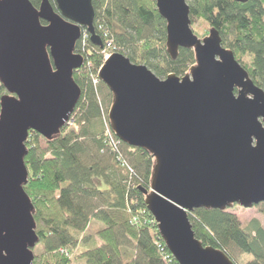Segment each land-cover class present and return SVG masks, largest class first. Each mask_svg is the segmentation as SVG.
I'll return each mask as SVG.
<instances>
[{
    "label": "water",
    "instance_id": "obj_1",
    "mask_svg": "<svg viewBox=\"0 0 264 264\" xmlns=\"http://www.w3.org/2000/svg\"><path fill=\"white\" fill-rule=\"evenodd\" d=\"M38 1L35 8L29 0H0V264H33L38 244L23 190L29 133L49 141L70 121L81 96L73 74L84 63L76 52L82 30L103 48L92 0ZM155 5L170 60L183 49L195 63L183 77L160 79L112 54L97 73L112 95L109 127L153 159L149 189H138L176 263L233 264L195 238L188 215L264 203V92L216 29L202 39L193 33L186 0Z\"/></svg>",
    "mask_w": 264,
    "mask_h": 264
},
{
    "label": "trees",
    "instance_id": "obj_2",
    "mask_svg": "<svg viewBox=\"0 0 264 264\" xmlns=\"http://www.w3.org/2000/svg\"><path fill=\"white\" fill-rule=\"evenodd\" d=\"M29 1L35 8L39 6L38 0ZM186 1L190 18L216 29L222 46L237 61L248 60L242 66L264 92V0L245 4ZM92 5L94 24L109 32L115 51L133 64L145 65L156 77L163 79L170 73L183 77L195 63L190 50L181 49L175 61L166 54L165 22L156 11L155 0H92ZM76 49L84 65L73 74L81 96L71 125L49 141L31 132L25 143L28 177L23 190L33 206L38 237L33 264H72L73 260L79 264H178L167 249L170 261H163L155 245L163 242L138 189H149L153 159L121 142L113 152L102 126L100 86L106 89L108 106L112 95L102 83L94 86L90 78L103 58L83 51L80 42ZM5 94L0 85V98ZM188 219L195 238L203 246L225 253L233 264H264V228L258 221L241 227L227 210L205 209L194 210ZM93 222L102 228L92 239L84 238Z\"/></svg>",
    "mask_w": 264,
    "mask_h": 264
},
{
    "label": "rangeland",
    "instance_id": "obj_3",
    "mask_svg": "<svg viewBox=\"0 0 264 264\" xmlns=\"http://www.w3.org/2000/svg\"><path fill=\"white\" fill-rule=\"evenodd\" d=\"M51 2L53 3L52 0H51ZM187 2H189V1H187ZM190 21H191V29L197 37H198L197 34L201 35L203 33V31H206L205 35H204V36H206L208 29L204 25H201L200 21H198L195 18H190ZM198 38L201 39L200 37H198ZM84 40H85V38L82 37L80 39V43L84 42ZM242 60L238 61L241 64V66L243 63H248V60H246V59L243 61ZM188 69H189V67L185 71V74H188ZM100 94H101V97L104 98L103 101L101 102V105H100L101 106V116L107 117V112H108V109L110 106H108V103H107L108 100H107V98H105L107 96V92L103 86H100ZM98 133H100V126L98 127L97 134ZM39 143H40L41 147H43V148L45 147L44 143L41 140H39ZM227 212L232 213L236 216L237 220L240 222L241 227H245L249 222L255 220V221H258V223L261 225V227L264 228V205H258V206H255L253 208H250V209H244L241 207H236V208H233L232 210H227ZM102 226L103 225L99 224V223H94V222L91 223V225L89 226L87 231L83 234L84 238L90 237V239H92V237H94L95 232L98 229H101ZM79 238L82 239V236H80ZM77 253H80V252L77 251ZM33 256H35L34 251H33ZM72 264H79V263L74 262V260H73Z\"/></svg>",
    "mask_w": 264,
    "mask_h": 264
},
{
    "label": "built area",
    "instance_id": "obj_4",
    "mask_svg": "<svg viewBox=\"0 0 264 264\" xmlns=\"http://www.w3.org/2000/svg\"><path fill=\"white\" fill-rule=\"evenodd\" d=\"M98 29L102 33V38H103L104 43H105V47L100 52V54L103 56L104 60H106L112 53H115V48L113 47V41H112V38L109 36L108 31L104 30L100 26L98 27ZM83 37L85 38V40H84V42H81V45L84 49L83 51H85V49L87 48V42H86L87 36L83 35ZM88 65H89L88 67L91 68L90 63ZM90 78L92 80V83L95 85L97 83L96 79L93 76ZM104 133H105V137L108 139L109 146L113 148V152H117L119 149L120 142L117 141L113 137V135L111 134V132L109 130V127H108L106 121H104ZM129 172L132 173V171L130 169H129ZM133 222L136 223L137 218H135L133 220ZM155 245L157 246L159 252L161 253L163 261L165 263L169 262L170 261V255L165 251L166 247L160 241H157Z\"/></svg>",
    "mask_w": 264,
    "mask_h": 264
},
{
    "label": "flooded vegetation",
    "instance_id": "obj_5",
    "mask_svg": "<svg viewBox=\"0 0 264 264\" xmlns=\"http://www.w3.org/2000/svg\"><path fill=\"white\" fill-rule=\"evenodd\" d=\"M42 23H43V25H45V24H46V23H45V22H43V21H42ZM210 29H211V27H210V28H208V31H207V34H206V36L208 35V32H209V30H210ZM204 37H205V36H203L202 38H204ZM202 38H201V39H202ZM193 65H194V64H193Z\"/></svg>",
    "mask_w": 264,
    "mask_h": 264
},
{
    "label": "clouds",
    "instance_id": "obj_6",
    "mask_svg": "<svg viewBox=\"0 0 264 264\" xmlns=\"http://www.w3.org/2000/svg\"><path fill=\"white\" fill-rule=\"evenodd\" d=\"M78 43V42H77Z\"/></svg>",
    "mask_w": 264,
    "mask_h": 264
}]
</instances>
